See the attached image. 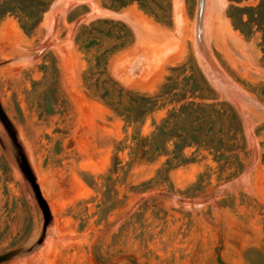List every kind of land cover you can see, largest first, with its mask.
Returning <instances> with one entry per match:
<instances>
[{
    "label": "rangeland",
    "instance_id": "1",
    "mask_svg": "<svg viewBox=\"0 0 264 264\" xmlns=\"http://www.w3.org/2000/svg\"><path fill=\"white\" fill-rule=\"evenodd\" d=\"M21 1L31 31L0 16V102L51 221L0 264H264L263 33L228 16L259 0H203L199 30L198 0H39L37 20ZM102 78L155 107L117 115ZM41 227L0 146V254Z\"/></svg>",
    "mask_w": 264,
    "mask_h": 264
},
{
    "label": "trees",
    "instance_id": "2",
    "mask_svg": "<svg viewBox=\"0 0 264 264\" xmlns=\"http://www.w3.org/2000/svg\"><path fill=\"white\" fill-rule=\"evenodd\" d=\"M44 10V3L39 0L35 4V19L37 20ZM6 13L16 15L19 18L21 27L29 32L32 30V26L27 27L23 19L27 16L21 0H9L4 5L0 6V16H3ZM228 16L230 17L232 24L243 34L248 35V28H259L261 29L262 35V48L264 51V0H259L255 5L251 6H238L231 4L228 10ZM95 29V27H94ZM117 38V37H116ZM124 43L121 42L117 44L112 50L116 47L122 46ZM103 56H106L105 53H100L97 55L96 59L99 64L100 59ZM104 72H102L103 74ZM101 86L97 83L99 91V97L108 105L110 108L117 114L126 118L137 119L150 112L155 107V101L152 97L146 96L144 94L138 95L133 94L132 96H127L125 104H123L121 95V89H116L114 83L109 78H102L100 81ZM121 91V92H120ZM115 93V94H114ZM117 95V96H116ZM193 105V104H190ZM175 113V111H173ZM167 124V119L164 120L163 124L157 128L158 134H167L165 132V125ZM160 130V132H159ZM191 139H194L193 136H190ZM167 138H172V134H167ZM195 140V139H194ZM189 142L185 137L177 136L176 141L174 142V147H179L180 145H186Z\"/></svg>",
    "mask_w": 264,
    "mask_h": 264
},
{
    "label": "water",
    "instance_id": "3",
    "mask_svg": "<svg viewBox=\"0 0 264 264\" xmlns=\"http://www.w3.org/2000/svg\"><path fill=\"white\" fill-rule=\"evenodd\" d=\"M203 6V0H198V14H197V22H198V30L200 24V16L201 10ZM199 35V34H198ZM199 45L204 58L207 60L208 64L211 68L215 70L213 63L211 62L206 50L202 46L201 37L199 35ZM0 126L5 134V137L0 134V146L7 158L15 164L19 170L21 171L23 178L29 188L31 196L39 208L42 215V227L41 232L36 241L26 247H18L11 251L0 254V263L9 261L12 259H19L24 255H29L34 252V250L44 241L46 236L47 227L51 221V213L48 206V203L42 192L40 190L39 184L36 180V177L32 171V168L28 162L26 157V153L24 147L22 146L17 131L4 111L2 104L0 102Z\"/></svg>",
    "mask_w": 264,
    "mask_h": 264
},
{
    "label": "bare ground",
    "instance_id": "4",
    "mask_svg": "<svg viewBox=\"0 0 264 264\" xmlns=\"http://www.w3.org/2000/svg\"><path fill=\"white\" fill-rule=\"evenodd\" d=\"M0 134H1L2 136L5 137V134H4V132H3L2 128H1V126H0Z\"/></svg>",
    "mask_w": 264,
    "mask_h": 264
}]
</instances>
